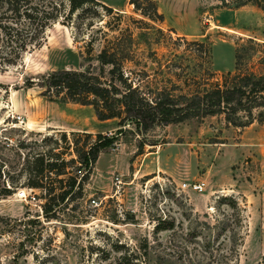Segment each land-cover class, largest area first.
I'll use <instances>...</instances> for the list:
<instances>
[{
  "label": "rangeland",
  "instance_id": "rangeland-1",
  "mask_svg": "<svg viewBox=\"0 0 264 264\" xmlns=\"http://www.w3.org/2000/svg\"><path fill=\"white\" fill-rule=\"evenodd\" d=\"M95 1L112 12L88 3L89 9L76 12L69 24L50 25L38 46L0 72V170L16 174L22 163L19 141L24 140L27 146L20 150L25 152L60 150L65 160L74 159L67 164L74 172L79 165L75 140L90 145L97 133L116 132L117 118L99 120L91 105L49 100L37 84L56 69L90 67L100 73L97 54L105 45L116 48L134 82L164 89L179 102L192 89L234 71L235 48L249 38L255 49L243 57L241 68L264 74V0H156L162 21L135 12L128 0ZM253 112L259 119L258 110ZM253 122L264 127V117ZM226 126L223 114L154 125L146 132L128 124L124 135L100 151L82 180V196L68 200L57 219L42 213L43 189L19 184L12 194L0 195V264H259L264 257V164L257 161L247 169L243 160L233 166L238 192L180 188L182 182L195 181L183 175L188 148L191 168L213 174L222 167L217 149L228 136L222 131ZM139 143L140 153L160 150L166 171L176 179L133 178ZM3 175L0 189L7 186ZM247 187L256 194L243 195ZM21 189L36 200L20 197ZM160 220L173 225L158 231Z\"/></svg>",
  "mask_w": 264,
  "mask_h": 264
},
{
  "label": "trees",
  "instance_id": "trees-1",
  "mask_svg": "<svg viewBox=\"0 0 264 264\" xmlns=\"http://www.w3.org/2000/svg\"><path fill=\"white\" fill-rule=\"evenodd\" d=\"M88 3L99 4L112 12L111 7L95 0H0V72L15 65L26 50L38 46L50 25L55 22L69 24L76 12L89 9ZM128 3L132 4L135 12L150 20H163L156 0H128ZM247 42V45L235 48L234 71L221 73L220 81L215 84L210 82L208 86L192 89L187 96L182 95L184 102H179L164 89L157 90L149 85L143 88L134 82L124 71L123 60L117 58L116 48L109 45L97 54L100 73L86 67L84 70L56 69L43 75L37 84L47 99L91 105L97 119L117 118L118 128L110 136L97 133L90 145L83 143L79 146L75 140L74 151L79 165L74 172L67 170V164L74 159L65 160L60 150L25 152L20 149L27 145L20 140L17 155L22 159L21 166L14 175L9 170H0V176L3 172L7 183L0 189V195L12 194L19 184L43 189L46 197L41 206L42 213L48 219H57L64 213L68 200L82 196V180L88 176L100 151L124 135L125 126L130 123H134L138 131L146 132L154 125L178 123L194 116L223 114L225 122L235 127H245L255 119L260 120L264 117V74L242 70L243 57L249 56L256 44L251 38ZM189 43L202 47L195 41ZM255 110H258L259 119L253 114ZM74 135L80 136L78 132ZM61 136L66 139L64 132ZM83 136L91 137L86 132ZM142 149L143 145L139 143L137 153ZM1 163L6 165L5 160ZM81 169L85 172L79 175ZM78 176L81 177L77 183ZM228 204L233 208L237 206L233 198L228 200ZM203 224L211 228L206 222ZM172 225L169 221L160 220L155 228L159 231ZM259 264H264V257Z\"/></svg>",
  "mask_w": 264,
  "mask_h": 264
},
{
  "label": "crops",
  "instance_id": "crops-1",
  "mask_svg": "<svg viewBox=\"0 0 264 264\" xmlns=\"http://www.w3.org/2000/svg\"><path fill=\"white\" fill-rule=\"evenodd\" d=\"M117 9L119 8L117 7ZM257 129L256 122L250 123L245 126L244 130H242L237 136V131H240L239 127L227 124L222 131L224 133L226 132L228 136L225 137L223 141H220V147L217 149L219 159L223 165L218 171H214L213 174L208 173V171L200 172L189 166L191 156L188 148L186 151L187 155L185 154V157L187 158V167L185 168L183 175L186 176L187 180L191 179L197 182H203L209 194L223 190H227L230 193L238 192L239 190H237L234 184V177L237 174V169L233 168V166L243 160L247 165V169L255 165L257 161L264 164V127ZM136 157L137 159L131 163L134 167V173L132 174L133 178L136 176H150V179H153L155 177L160 178L161 176L166 175L172 177V179H176L174 174L166 171L165 158L162 156V153H160V150L145 149V152L137 154ZM139 159L141 160V163L138 167H135L134 163ZM251 173L254 174L253 171ZM209 180L213 182L211 186ZM251 188L255 189L253 185ZM246 189L242 190V193H244L243 195L250 197V193L252 195L256 194L251 190L248 191V187Z\"/></svg>",
  "mask_w": 264,
  "mask_h": 264
},
{
  "label": "built area",
  "instance_id": "built-area-1",
  "mask_svg": "<svg viewBox=\"0 0 264 264\" xmlns=\"http://www.w3.org/2000/svg\"><path fill=\"white\" fill-rule=\"evenodd\" d=\"M118 182H120L118 180ZM190 188L192 191L194 192H200L202 191L204 188V183L203 182H197V181H193V182H182L180 184V188L181 189H185V188ZM17 194L20 196V197H23L25 200H29V201H34L36 200L35 196L34 195H31L30 193H27L24 189H21L17 192ZM90 203L93 204V205H96L97 202H96V199L95 198H91L90 200Z\"/></svg>",
  "mask_w": 264,
  "mask_h": 264
}]
</instances>
